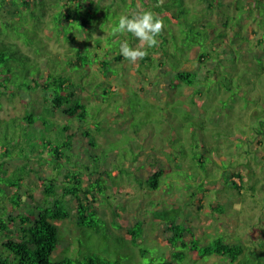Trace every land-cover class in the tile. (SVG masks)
<instances>
[{"label": "rangeland", "instance_id": "obj_1", "mask_svg": "<svg viewBox=\"0 0 264 264\" xmlns=\"http://www.w3.org/2000/svg\"><path fill=\"white\" fill-rule=\"evenodd\" d=\"M147 1L153 0H110L111 7L103 4L108 14L86 25L77 17L81 16L79 9H75L74 20L53 23L54 30L48 16L46 23L35 26L51 54L62 60V71L76 70L74 78L69 76L67 80L78 79L86 117L78 121L74 118L73 126L79 124L81 131L87 128L89 135L81 131L75 134L72 162L89 165L90 156H94L101 169L109 171V177L103 174L104 193L96 197L98 213L111 224L112 210L117 208L119 217L115 220L124 225H112L107 246L123 253L121 264H155L172 258L165 220L153 213L174 203L184 205L181 217L190 231L183 237L185 245L177 243L183 258L173 264H236L226 256L202 254L201 247L218 235L225 241L245 243V259L243 262L242 257L240 264H264V37L260 42L257 39L264 31V17L259 15L262 20L258 24L243 19L236 38L225 43L218 37L223 20L219 15L214 17L216 25L199 23L209 15L208 10L202 12L199 1L154 0L170 7L177 20L172 25L164 22L166 31L157 37L156 51L148 49V62L133 64L122 55L115 56L120 54L119 42L126 39L135 47L139 41L130 33L113 36L111 30L120 15L131 13L132 6L142 10ZM253 10L263 12L264 5ZM88 11L82 10L85 18ZM161 13L163 19L171 15ZM191 27L199 28L200 34L196 36ZM199 51L207 54L201 63L196 59ZM68 58L77 59L78 64L68 67ZM104 58L108 60L100 66L98 60ZM178 65L196 71L192 84L178 81ZM34 99L37 94L12 103L4 99L0 114L22 115ZM33 105L39 110V103ZM56 119L73 120L61 112ZM258 134L260 142L249 151L248 142H256ZM242 164L245 168L239 167ZM7 166L13 167L11 163ZM32 167L26 176L27 187L40 197V178L50 174L52 168L42 160ZM159 168L163 172L158 187L148 188L144 179ZM232 176L240 181L239 187ZM226 196L228 199H220ZM216 199H220L221 209L211 207ZM74 204V199L68 201L69 217L54 220L59 234L53 259L75 254L71 249L77 235ZM138 219L143 230L140 240L132 243L126 226ZM230 221L236 227H226ZM192 238L196 249H191ZM104 246L101 241L93 248Z\"/></svg>", "mask_w": 264, "mask_h": 264}, {"label": "trees", "instance_id": "obj_2", "mask_svg": "<svg viewBox=\"0 0 264 264\" xmlns=\"http://www.w3.org/2000/svg\"><path fill=\"white\" fill-rule=\"evenodd\" d=\"M197 1L202 3V12L208 10L209 13L199 23L203 25L204 22H210L213 26L217 24L214 17L219 15L223 19L220 22L222 27L218 28V37L225 43L236 38V30L240 28L243 19L258 24L262 20L260 16L264 17V11L253 10L263 7L264 0H240L242 4L239 0ZM155 2H145L146 7L142 10H151L159 17H162V11L170 13L171 9L165 3ZM93 3H97V6ZM103 4L112 6L110 0H0V109L4 99L12 103L16 99L30 98L37 94V99L32 100V105L26 107L22 115L0 114V264H121L120 254L123 253L117 248L107 246L110 245L112 225L115 224L117 228L124 226L115 220L119 217V212L117 208L112 210L113 218L111 224H108L98 213L96 205L97 194L104 193L106 180L103 174L109 177V171L101 169L94 156H90L89 165L86 162L78 163L76 160L72 162L74 136L81 131L79 124L73 126L74 118L78 121L86 117L85 106L78 94L80 89L76 85L78 79L67 80L69 76L74 78L73 72L76 70L66 68L62 71V60L51 54V49L46 47L45 37L35 28L37 24L46 23L45 16H48L52 27L53 23L72 22L77 16L75 9L81 12V16L77 17L83 25L95 18L101 20L103 15L108 14V9ZM83 8L89 10L88 18L82 15ZM131 9V12L142 11L137 10L136 6ZM236 13L240 16L237 17ZM176 20L177 17L173 14L166 15L163 19L170 25ZM52 29L54 30V27ZM165 31L166 28L162 33ZM191 31L196 36L200 34L199 28L193 30L191 27ZM254 32L256 30L253 29ZM58 33L60 32H56ZM262 37L264 31L258 35L259 42ZM18 40L25 48L20 46ZM152 49L155 50V47ZM79 53L76 52L77 56ZM206 56L202 51L196 53V59L200 63L206 60ZM115 57L120 58L121 54ZM76 60L68 58V67L74 63L78 64ZM107 60L100 59L98 64L103 66ZM138 61L139 64L148 62V56ZM196 77V71L178 65V81L190 85ZM34 103H39V110H35ZM59 112L73 118L72 122L56 119ZM80 134L89 135V131L84 128ZM89 143L92 145V142ZM38 160L47 162L52 168L50 174L40 178V197L30 191L26 179L34 162ZM8 163L13 167L7 166ZM75 165L81 169L76 170ZM162 172L161 168L151 172L144 179L146 186L157 188ZM236 176L241 178V175ZM232 182L236 183L233 179ZM236 184L235 186L239 187V182ZM71 199L75 200L77 226V235L71 242V249L75 254L70 253L53 259L51 254L57 246L59 234V227L54 220L69 217L68 201ZM174 205L172 203V206ZM172 206L162 207L153 213L156 218L165 220L167 242L173 248V259L164 258L155 264H173L177 259L183 258V251L177 248V243L185 245L183 237L190 229L182 221L184 205ZM216 208L221 209L220 206ZM142 230L140 219L126 226L132 243L140 240ZM101 241L106 246L99 250L97 247L93 248ZM191 244V249L198 247L194 238L191 239ZM244 244L225 241L222 235H218L201 248L203 255L226 256L230 262L240 264L242 257L243 262L245 259Z\"/></svg>", "mask_w": 264, "mask_h": 264}, {"label": "clouds", "instance_id": "obj_3", "mask_svg": "<svg viewBox=\"0 0 264 264\" xmlns=\"http://www.w3.org/2000/svg\"><path fill=\"white\" fill-rule=\"evenodd\" d=\"M165 29L164 21L151 10L122 14L112 27V35L130 33L139 43L133 47L125 39L119 42V52L130 63H136L147 54V49L158 46L159 37Z\"/></svg>", "mask_w": 264, "mask_h": 264}, {"label": "crops", "instance_id": "obj_4", "mask_svg": "<svg viewBox=\"0 0 264 264\" xmlns=\"http://www.w3.org/2000/svg\"><path fill=\"white\" fill-rule=\"evenodd\" d=\"M254 29V28H253ZM250 38H252V37H250ZM257 39H258V37H257ZM247 135V134H246ZM257 138H258V140L255 142V141H251V142H248L249 144H248V147L246 148V149H248L249 151H252L253 150V146H255L257 143H259L260 142V136H259V134L257 135ZM244 145V144H243ZM239 152H242V154L245 152L243 149H241ZM236 156V155H235ZM239 167H241V168H245V164H242V166H239ZM233 178V180H235V181H238L236 178L237 177H235V176H232ZM239 183H240V181H238ZM222 201H224V199L226 200V199H228L227 198V196L226 197H222V198H220ZM220 199H216V201L214 202V203H212V205H211V207L212 208H214V209H217L216 207H218V206H220V207H223L221 204H220V202H219V200ZM218 210V209H217ZM219 222L220 223H222V220H220V218H219ZM230 222H232L233 224H231ZM230 222H227V224H226V227H228V224L231 226V227H236V225H235V222H233V221H230ZM214 225H216V224H214ZM218 227H224L223 226V224H218L217 225ZM230 230H231V228H230Z\"/></svg>", "mask_w": 264, "mask_h": 264}]
</instances>
